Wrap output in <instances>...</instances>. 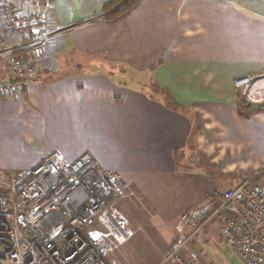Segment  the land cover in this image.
<instances>
[{"label": "crops", "instance_id": "obj_1", "mask_svg": "<svg viewBox=\"0 0 264 264\" xmlns=\"http://www.w3.org/2000/svg\"><path fill=\"white\" fill-rule=\"evenodd\" d=\"M111 1L53 0L37 83L21 100L0 95V171L88 153L130 185L152 228L174 234L184 214L264 164V109L241 116L234 86L264 73V0H140L107 20ZM121 66L128 83L114 77ZM214 233L222 245L211 225L192 248Z\"/></svg>", "mask_w": 264, "mask_h": 264}, {"label": "built area", "instance_id": "obj_2", "mask_svg": "<svg viewBox=\"0 0 264 264\" xmlns=\"http://www.w3.org/2000/svg\"><path fill=\"white\" fill-rule=\"evenodd\" d=\"M52 4L0 0L5 98L21 100L37 83L54 43ZM234 86L252 107L264 109V73L238 77ZM130 196L123 177L104 172L88 153L74 161L52 153L12 176L0 171V264H110L112 244L134 235L117 208ZM211 225L243 263L264 264V164L184 214L161 264H203L191 248Z\"/></svg>", "mask_w": 264, "mask_h": 264}, {"label": "rangeland", "instance_id": "obj_3", "mask_svg": "<svg viewBox=\"0 0 264 264\" xmlns=\"http://www.w3.org/2000/svg\"><path fill=\"white\" fill-rule=\"evenodd\" d=\"M0 65L2 66L1 63ZM132 76L129 70H125L124 66H121L120 69L117 68L114 72V77L125 83L130 82V77ZM137 76L144 80L145 72L137 74ZM239 94L240 98H244L241 93ZM258 107L260 106H255L254 108ZM129 199L128 197L120 201L117 206L122 205L127 209L128 205H130L134 210L135 215H131L130 218L126 215L127 220L133 228L134 235L126 244H112L109 262L110 264H161L172 245L171 240L172 242L175 241L177 233L173 234L171 230L167 229L152 228V221L150 223L147 222L145 217L149 219L152 217L153 219L154 214L151 216V214L143 209L142 205L134 206L133 204L136 201H128ZM157 217L158 215H156ZM191 252H195L203 264H245L239 257L220 245L215 233L208 235L207 242L197 243L194 248H191Z\"/></svg>", "mask_w": 264, "mask_h": 264}, {"label": "trees", "instance_id": "obj_4", "mask_svg": "<svg viewBox=\"0 0 264 264\" xmlns=\"http://www.w3.org/2000/svg\"><path fill=\"white\" fill-rule=\"evenodd\" d=\"M139 1L140 0H112L110 3H108L104 7V12L105 14H107L105 19L112 20V19H115L121 16L126 11L131 9L134 5H136ZM0 62L2 61L0 60ZM239 107H240L241 116H247V113H248L247 111H249L252 114V113L263 110L261 107H259L258 109L252 110L253 108L252 105H250L247 102V100H245L244 98H240ZM250 113H248L249 116L251 115Z\"/></svg>", "mask_w": 264, "mask_h": 264}]
</instances>
